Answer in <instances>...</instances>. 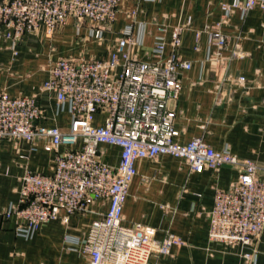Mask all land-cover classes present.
<instances>
[{"label":"built area","instance_id":"built-area-1","mask_svg":"<svg viewBox=\"0 0 264 264\" xmlns=\"http://www.w3.org/2000/svg\"><path fill=\"white\" fill-rule=\"evenodd\" d=\"M122 0H0V37L18 43L45 25L49 34L74 18L91 23L92 33L101 38L116 19ZM264 0L222 2V17L206 28L220 62L228 47L221 30L229 16H242ZM136 10L128 16L133 24L118 37L107 58L59 57L49 68L42 91L53 92L60 111L68 110L67 130L45 124L46 110L36 95L10 96L0 92V140L10 138L29 143L30 152L41 146L55 151L51 173L27 170L21 179L19 201L4 210V218H15L16 232L31 237L51 220L67 223L70 216L82 215L94 199L109 201L107 212L95 219L81 241L86 264H149L150 259L169 255L186 241L167 232L156 238V228L124 223L123 206L137 173L136 161L170 154L184 159L190 172L219 170L224 165L239 168L230 188L218 189L210 215L209 240L228 246H253L264 232V179L260 166L227 149L217 150L202 137L187 143L178 138L177 110L171 106L181 91V74L191 68L190 60L179 53L186 26L171 29L157 26L152 50L154 60H142L132 47L142 43L133 33ZM171 33V52L164 57L166 35ZM200 32L196 33L197 45ZM234 56L242 55L234 51ZM245 76L238 81L245 83ZM105 112L102 125L95 115ZM121 148V160L111 165L101 159V145ZM62 146H66L64 151ZM25 156V154H21ZM249 260L251 252H245Z\"/></svg>","mask_w":264,"mask_h":264},{"label":"crops","instance_id":"crops-1","mask_svg":"<svg viewBox=\"0 0 264 264\" xmlns=\"http://www.w3.org/2000/svg\"><path fill=\"white\" fill-rule=\"evenodd\" d=\"M233 0H122L116 19L101 38L91 23L72 18L49 34L45 25L27 34L15 47L0 37V92L10 96L36 95L46 110L45 124L67 130L68 110L60 111L53 92L42 91L51 63L59 57L107 58L121 33L133 24L128 14L136 10L133 33L142 43L132 53L154 60L152 50L157 26H186L178 53L192 66L181 74V91L171 106L177 110L178 140L187 143L202 137L217 150H229L240 158L254 160L264 179V8L256 6L246 16L233 12L221 30L228 36L222 60L216 62L206 28L222 17V2ZM200 32L198 49L196 33ZM166 35L164 57L172 48ZM242 55L234 56L233 52ZM245 76L244 84L238 81ZM105 112L95 115L102 125ZM26 141L0 140V264H86L81 241L90 224L102 217L109 201L94 199L86 213L44 223L31 237L16 232L15 218L2 213L19 201L21 179L27 170L51 173L55 151L43 146L29 151ZM66 146H62L64 151ZM103 162L118 165L121 148L101 145ZM25 154V156H21ZM137 173L123 206L124 223H142L156 228V238L172 232L186 241L172 253L152 257L149 264H264V232L253 246H228L209 240L210 215L218 189L230 188L239 168L224 165L219 170L190 172L187 162L162 154L136 161ZM245 252H251L247 260Z\"/></svg>","mask_w":264,"mask_h":264}]
</instances>
